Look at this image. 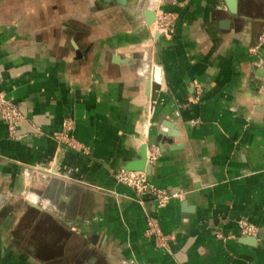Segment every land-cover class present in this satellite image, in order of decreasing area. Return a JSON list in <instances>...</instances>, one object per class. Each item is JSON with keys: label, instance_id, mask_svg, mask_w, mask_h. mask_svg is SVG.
<instances>
[{"label": "crops", "instance_id": "crops-1", "mask_svg": "<svg viewBox=\"0 0 264 264\" xmlns=\"http://www.w3.org/2000/svg\"><path fill=\"white\" fill-rule=\"evenodd\" d=\"M144 9L173 14V31L153 38ZM239 9L0 0V92L25 113L14 132L0 115V264H264V0ZM65 120L82 149L52 138ZM157 142L150 180L183 194L160 209L115 179Z\"/></svg>", "mask_w": 264, "mask_h": 264}, {"label": "built area", "instance_id": "built-area-1", "mask_svg": "<svg viewBox=\"0 0 264 264\" xmlns=\"http://www.w3.org/2000/svg\"><path fill=\"white\" fill-rule=\"evenodd\" d=\"M174 22L175 17L173 14H162L157 17L155 26L169 34L173 31ZM262 44H264V33H262L259 37L254 50L259 49ZM0 115L7 122L10 132H14L21 121L25 118V114L19 109V107L7 100L4 94L1 92ZM72 130L73 122L71 120H65L62 123L61 130L52 133V138L72 149L80 150L82 149V146L72 137ZM159 155V147L152 146L148 153V162L150 164H154L158 160ZM115 178L119 183L134 189L139 194L150 195L159 209L167 207L172 198H181L183 195L177 192H170L166 188L157 186L150 181L148 175L144 171H128L125 169H119L115 173ZM237 223L242 234L247 236L256 234L257 228L247 220L239 219ZM145 234L147 237H154L159 246L164 248L169 247V236H167L162 231L159 219L157 217L150 215L147 217V227ZM216 237L224 238L222 233H217Z\"/></svg>", "mask_w": 264, "mask_h": 264}, {"label": "water", "instance_id": "water-1", "mask_svg": "<svg viewBox=\"0 0 264 264\" xmlns=\"http://www.w3.org/2000/svg\"><path fill=\"white\" fill-rule=\"evenodd\" d=\"M106 1H109V0H106ZM118 1L119 3L121 4H124L126 3L127 0H116ZM226 1V4H227V8L230 12V14L233 16V17H236L237 15H239L240 13V9H239V0H225ZM143 13H144V17L146 19V24L147 26L149 27V30H150V33H151V36L153 38H156L158 39L160 36H168V33H166L165 31L163 30H160L158 29L156 26H155V22H156V19L159 15H162L164 13H166L165 11L163 10H159L158 12H156L155 10H152V9H144L143 10ZM231 26V20H223L221 22V27L222 28H225V29H228L230 28ZM264 33V31H263ZM262 46V45H261ZM156 67V66H155ZM159 73V75H158ZM259 75H261L262 77H264V69H261L259 71ZM157 76H159V78H157ZM162 80L161 76H160V72L158 70H155L154 69V75H153V78H150V80L148 81V91H149V95H150V99L152 101H155L157 99V96H158V92L160 90V81ZM264 96V94H263ZM9 100V99H7ZM10 101V100H9ZM12 102V101H10ZM13 103V102H12ZM21 110V109H20ZM24 113V112H23ZM25 114V113H24ZM3 119V118H2ZM4 120V119H3ZM5 121V120H4ZM6 122V121H5ZM7 123V122H6ZM165 128H172V125L171 124H167L165 123ZM61 130V129H60ZM59 131V130H58ZM72 133V132H71ZM160 136H166L167 132L165 130H162L160 133ZM163 138V137H162ZM152 146H158L159 149L161 147V143L160 142H157V144H152L150 146L148 145H144L141 150H140V158L138 159H135V160H131L129 161L124 167H121L120 169H125V170H128V171H144L146 172V174L148 175L149 179L150 177L152 176V170H153V164H150L148 162V153L150 151V148ZM160 154H161V149H160ZM116 179V178H115ZM117 181V180H116ZM151 181V180H150ZM118 182V181H117ZM152 182V181H151ZM119 183V182H118ZM121 184V183H120ZM123 185V184H122ZM198 188V187H196ZM195 191V190H193ZM188 192V194L186 195V199L185 201L183 202L182 206L184 208L188 207V199L193 197V196H197L196 194H193L195 192ZM179 193V192H177ZM181 194V193H179ZM176 198H179V197H176ZM173 199V198H172ZM171 199V200H172ZM170 200V201H171ZM30 206H33V207H39L38 205H36L35 203H30ZM240 234L243 235V236H247V235H244L242 234V232L240 231ZM95 241V239H94Z\"/></svg>", "mask_w": 264, "mask_h": 264}]
</instances>
